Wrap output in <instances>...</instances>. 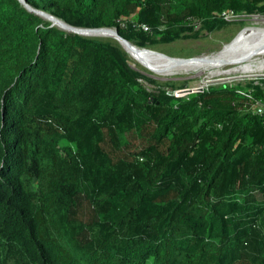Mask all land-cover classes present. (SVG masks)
I'll return each mask as SVG.
<instances>
[{"label":"trees","instance_id":"1","mask_svg":"<svg viewBox=\"0 0 264 264\" xmlns=\"http://www.w3.org/2000/svg\"><path fill=\"white\" fill-rule=\"evenodd\" d=\"M26 1L157 50L264 15V0ZM150 74L113 38L0 0V264H264V114L240 92L263 99L264 77L178 95L187 81Z\"/></svg>","mask_w":264,"mask_h":264},{"label":"bare ground","instance_id":"2","mask_svg":"<svg viewBox=\"0 0 264 264\" xmlns=\"http://www.w3.org/2000/svg\"><path fill=\"white\" fill-rule=\"evenodd\" d=\"M127 50L130 57L160 75L205 70L212 74L238 71L255 73L264 71V24L243 29L233 41L226 43L220 50L196 61L177 60L149 50L136 48H127ZM231 65L234 67L223 70L224 67Z\"/></svg>","mask_w":264,"mask_h":264},{"label":"rangeland","instance_id":"3","mask_svg":"<svg viewBox=\"0 0 264 264\" xmlns=\"http://www.w3.org/2000/svg\"><path fill=\"white\" fill-rule=\"evenodd\" d=\"M230 21L234 24L231 25L235 30H224L221 32H218L216 34H212L209 36H205L199 39H187V40H180L179 42L173 43V44H160L157 47L160 50H163L167 53L177 55V56H186L191 53H195V51L201 52L200 54H211L215 53L218 50H220L227 41L228 37L233 36L232 38H235L243 29L252 27L255 25H262L264 24V15L256 14V15H230ZM263 19V20H262ZM237 21H244L245 24L243 26L236 24ZM199 55V54H197ZM131 56V55H130ZM131 65L134 68H145L148 70L154 78H157L161 81H167V80H184L187 81V88L191 89H200L205 88L211 85H218L222 83H241L245 84L247 80L257 79L258 77H264V71H258L255 73H246L242 71L238 72H231V73H215L212 74L210 71H192L188 73H180V74H172V75H160L151 72L147 67L142 65L137 60L130 57ZM234 66H226L223 68V70H229L233 68ZM204 74V75H203ZM175 75V76H174ZM197 75V76H196ZM164 76V77H163ZM204 76V77H203ZM220 76V77H219ZM222 76V77H221ZM206 78L208 80H206ZM148 87L152 90L153 87L151 84H147ZM244 89V90H243ZM243 91L249 90L248 88H243ZM252 108V104H251Z\"/></svg>","mask_w":264,"mask_h":264},{"label":"water","instance_id":"4","mask_svg":"<svg viewBox=\"0 0 264 264\" xmlns=\"http://www.w3.org/2000/svg\"><path fill=\"white\" fill-rule=\"evenodd\" d=\"M20 3L29 11L32 13H35L41 17H43L44 19H46L47 21L51 22V25H56L59 26L60 28L66 30V31H71V32H75L78 33L80 35H85V36H90V37H101V38H113L115 40H117L122 46L123 48L129 53V51L127 50V48H136V49H140V50H149L152 52H157L166 56H170L174 59L177 60H185L186 62H190V61H196V60H200L202 58H207L208 54H199V55H195V56H191V57H176V56H171L167 53H164L162 51L159 50H154V49H150V48H145V47H139L135 44H133L131 41L127 40L126 38H124L117 30L116 27H101V28H84V27H78L75 25H72L70 23H68L66 20H64L63 18H60L58 16H55L54 14L42 10V9H38L34 6H32L31 4H29L26 0H19ZM108 32V33H107ZM236 38V37H235ZM234 38L232 40H230L229 42L233 41ZM227 42V43H229ZM226 44V43H225ZM130 54V53H129ZM151 72L158 74L157 72L149 69ZM203 89H191V88H185L182 89L181 91H179V94H190L196 91H202Z\"/></svg>","mask_w":264,"mask_h":264},{"label":"built area","instance_id":"5","mask_svg":"<svg viewBox=\"0 0 264 264\" xmlns=\"http://www.w3.org/2000/svg\"><path fill=\"white\" fill-rule=\"evenodd\" d=\"M230 15H233V14L232 13H226L225 18L227 20H230V17H229ZM142 27L145 30H148L147 26L142 25ZM240 92L243 93L247 98H249L250 100L253 101V110L256 113L264 114V99H255L251 90H247V91L240 90Z\"/></svg>","mask_w":264,"mask_h":264},{"label":"clouds","instance_id":"6","mask_svg":"<svg viewBox=\"0 0 264 264\" xmlns=\"http://www.w3.org/2000/svg\"><path fill=\"white\" fill-rule=\"evenodd\" d=\"M230 21V20H229ZM233 39V38H232ZM231 39V40H232ZM154 50H157V49H154ZM160 51V50H159ZM177 57V56H176ZM191 57V56H190ZM202 89H204V88H202ZM181 91V90H180ZM178 93V95H183V94H179V91L177 92ZM253 93V92H252ZM254 96V95H253ZM255 98V97H254ZM256 99V98H255ZM264 99V98H263ZM250 100V99H249ZM252 110H253V101H252ZM254 111V110H253ZM255 112V111H254ZM256 113V112H255ZM257 114H259V113H257ZM263 115V114H262Z\"/></svg>","mask_w":264,"mask_h":264}]
</instances>
